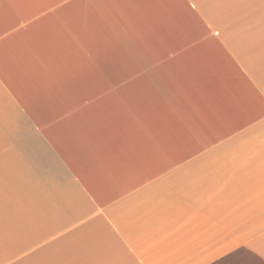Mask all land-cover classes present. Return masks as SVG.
Instances as JSON below:
<instances>
[{
	"label": "crops",
	"instance_id": "1",
	"mask_svg": "<svg viewBox=\"0 0 264 264\" xmlns=\"http://www.w3.org/2000/svg\"><path fill=\"white\" fill-rule=\"evenodd\" d=\"M0 264H264V0H0Z\"/></svg>",
	"mask_w": 264,
	"mask_h": 264
}]
</instances>
